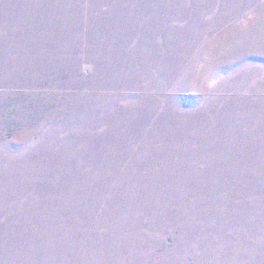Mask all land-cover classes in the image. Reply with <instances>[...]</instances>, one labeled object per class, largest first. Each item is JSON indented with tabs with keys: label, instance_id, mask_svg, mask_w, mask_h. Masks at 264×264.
I'll list each match as a JSON object with an SVG mask.
<instances>
[{
	"label": "rangeland",
	"instance_id": "374dc122",
	"mask_svg": "<svg viewBox=\"0 0 264 264\" xmlns=\"http://www.w3.org/2000/svg\"><path fill=\"white\" fill-rule=\"evenodd\" d=\"M0 264H264V0H0Z\"/></svg>",
	"mask_w": 264,
	"mask_h": 264
}]
</instances>
